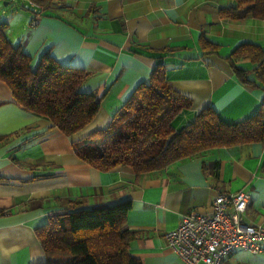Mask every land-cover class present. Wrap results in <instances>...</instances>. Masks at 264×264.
<instances>
[{
	"label": "crops",
	"instance_id": "obj_1",
	"mask_svg": "<svg viewBox=\"0 0 264 264\" xmlns=\"http://www.w3.org/2000/svg\"><path fill=\"white\" fill-rule=\"evenodd\" d=\"M234 3L43 0L36 25L27 3L4 12L10 39L22 44L34 68L46 51L62 64L84 68L81 89L96 93L101 105L93 120L70 136L19 105L0 80V174L5 177L0 182V264L44 262L36 228L52 215L124 199L132 200L126 227L137 231L129 252L142 264H184L168 247L165 233L190 210H206L222 191H248L243 221L264 226L263 142L207 149L140 175L128 166L99 170L73 147V141L107 127L158 64L166 66L168 81L191 100L175 118L176 128L208 106L226 122L253 115L264 102V88L243 83L228 58L243 42L264 48V19L222 17V7ZM12 30L16 34L11 36ZM205 38L221 45L218 53L206 51ZM238 62L253 67L248 59ZM75 201H81L77 208ZM224 264H264V250L237 249Z\"/></svg>",
	"mask_w": 264,
	"mask_h": 264
},
{
	"label": "trees",
	"instance_id": "obj_2",
	"mask_svg": "<svg viewBox=\"0 0 264 264\" xmlns=\"http://www.w3.org/2000/svg\"><path fill=\"white\" fill-rule=\"evenodd\" d=\"M27 6L36 15L35 8L29 3ZM221 14L235 20L264 19V0H235L233 5L222 7ZM8 28L7 20L0 21V80L10 87L14 100L48 118L66 135L83 129L101 105L96 93L81 89L86 70L62 64L51 51H46L34 68L32 57L21 43L10 39ZM203 44L209 53H218L221 46L207 38ZM241 58L251 61L253 67L240 65ZM228 59L243 83L264 88V48L260 44L243 42ZM190 106L191 100L168 81L166 66L158 64L107 127L73 141L75 153L99 170L128 166L140 175L207 149L264 143V102L253 115L234 122H226L208 106L187 125L176 128L175 118ZM3 180L0 174V182ZM72 203L75 208L81 205V201ZM131 208L132 200L124 199L105 207L52 215L46 224L36 228L46 253V260L39 264H142L129 252L137 233L126 227Z\"/></svg>",
	"mask_w": 264,
	"mask_h": 264
},
{
	"label": "built area",
	"instance_id": "obj_3",
	"mask_svg": "<svg viewBox=\"0 0 264 264\" xmlns=\"http://www.w3.org/2000/svg\"><path fill=\"white\" fill-rule=\"evenodd\" d=\"M28 3L37 11L32 20L36 25L42 11L35 1ZM250 200L246 190L219 192L206 210H190L165 233L168 247L179 254L184 264H224L237 249L263 251L264 226L243 221Z\"/></svg>",
	"mask_w": 264,
	"mask_h": 264
},
{
	"label": "rangeland",
	"instance_id": "obj_4",
	"mask_svg": "<svg viewBox=\"0 0 264 264\" xmlns=\"http://www.w3.org/2000/svg\"><path fill=\"white\" fill-rule=\"evenodd\" d=\"M7 1H9V3H6ZM33 1H35V0H33ZM26 3H27V0H0V21L6 20V18L4 16V14H5L4 12H10V11L16 9L17 7L20 8L22 5H24ZM13 32L16 34V30L15 31L12 30V33L10 32L11 36L13 35Z\"/></svg>",
	"mask_w": 264,
	"mask_h": 264
},
{
	"label": "water",
	"instance_id": "obj_5",
	"mask_svg": "<svg viewBox=\"0 0 264 264\" xmlns=\"http://www.w3.org/2000/svg\"><path fill=\"white\" fill-rule=\"evenodd\" d=\"M6 3H7V2H6ZM6 3H5V4H6Z\"/></svg>",
	"mask_w": 264,
	"mask_h": 264
}]
</instances>
